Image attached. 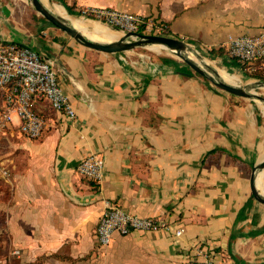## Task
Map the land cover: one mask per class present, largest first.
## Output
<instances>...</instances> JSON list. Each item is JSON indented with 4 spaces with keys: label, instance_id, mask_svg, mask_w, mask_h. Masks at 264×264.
I'll use <instances>...</instances> for the list:
<instances>
[{
    "label": "crops",
    "instance_id": "obj_1",
    "mask_svg": "<svg viewBox=\"0 0 264 264\" xmlns=\"http://www.w3.org/2000/svg\"><path fill=\"white\" fill-rule=\"evenodd\" d=\"M63 1L166 24L203 52L223 48L234 68L227 42L264 26V0ZM23 2L0 0V39L54 61L76 116L40 103V138L17 126L0 138L10 171L8 194L0 186V264H188L199 247L217 264H264V205L249 184L264 161V104L213 88L174 58L88 49ZM91 153L105 161L97 183L77 172ZM105 200L173 230L116 234L101 247Z\"/></svg>",
    "mask_w": 264,
    "mask_h": 264
},
{
    "label": "built area",
    "instance_id": "obj_2",
    "mask_svg": "<svg viewBox=\"0 0 264 264\" xmlns=\"http://www.w3.org/2000/svg\"><path fill=\"white\" fill-rule=\"evenodd\" d=\"M83 16L104 22L109 27L127 32L147 34L157 21L146 20L139 14L114 9H86ZM159 31V29H157ZM230 59L247 70H254L264 62V26L256 35H242L230 38L226 44ZM47 103L49 107L68 119L76 116L58 79L54 61L30 47L0 39V138L17 126L19 133L28 139H38L46 129V120L36 110V105ZM105 161L97 153L89 154L78 166L80 176L90 182H100L104 177ZM10 171L7 158L0 145V176L8 180ZM105 209L96 228L95 236L99 246L108 247L116 234L126 236L132 232L165 230L173 226L162 218H145L125 211L118 204L105 200ZM176 237L182 235L179 228ZM20 255L19 250L14 252ZM194 255L187 258L188 264H217L211 253L195 248Z\"/></svg>",
    "mask_w": 264,
    "mask_h": 264
},
{
    "label": "water",
    "instance_id": "obj_3",
    "mask_svg": "<svg viewBox=\"0 0 264 264\" xmlns=\"http://www.w3.org/2000/svg\"><path fill=\"white\" fill-rule=\"evenodd\" d=\"M30 2L36 12L39 13L47 22L66 33L76 42L88 49L105 54H117L159 45L165 49L173 51L172 53L180 58L188 66V68L192 70L193 73L198 74L205 80L209 81L218 90L237 97L252 100L256 103L262 102L264 104L263 95L247 90L241 86L230 85L222 81L220 77L214 72V70H212L211 73L202 70L198 65H196V63L192 61L189 56L192 52L191 45L181 39L165 35L127 32L117 41L100 43L86 38L80 31L72 27L66 19L56 15L49 8H47L41 0H30ZM50 4L52 3L50 2ZM259 83L264 84V82ZM263 170L264 161L253 166L249 184L252 196L256 199V201L264 205V197L257 189L258 176Z\"/></svg>",
    "mask_w": 264,
    "mask_h": 264
},
{
    "label": "bare ground",
    "instance_id": "obj_4",
    "mask_svg": "<svg viewBox=\"0 0 264 264\" xmlns=\"http://www.w3.org/2000/svg\"><path fill=\"white\" fill-rule=\"evenodd\" d=\"M41 1L52 12H54L58 16H61L64 19H66L72 27H74L76 30L80 31L86 38H88L92 41H96V42H100V43H109V42L117 41L122 37L121 33L118 31L111 30L110 28L109 29L111 31H106V28L104 26H101V25L96 24V23H90L83 18H78L76 16L69 15L66 12V10L64 9V7L60 4H57V3L50 4L48 0H41ZM152 47H155L157 49H163L164 48V47L163 48L160 47L159 45L158 46H152ZM171 52H173V51H171ZM189 56L192 59V61L194 63H196V65H198L202 70H204L206 72L208 71L209 67H212L214 72L220 77V79L222 81H224L230 85H236V86L242 85L241 84L242 81L240 80L239 77L238 78L226 77L227 72H225L224 70L219 69L217 67H214L208 60H205V66L200 65V63H198L194 59V58L198 57L196 51L192 50V52L190 53ZM250 86L252 87V89H253V87L264 89V84H262V83H256V82L253 83L252 82V84H250ZM263 179H264V170L259 173L258 181H257V186L259 188H261L262 190H264V180Z\"/></svg>",
    "mask_w": 264,
    "mask_h": 264
},
{
    "label": "rangeland",
    "instance_id": "obj_5",
    "mask_svg": "<svg viewBox=\"0 0 264 264\" xmlns=\"http://www.w3.org/2000/svg\"><path fill=\"white\" fill-rule=\"evenodd\" d=\"M23 4L26 5L30 10H32L33 12H36V10L34 9V7L32 6L30 0H23ZM56 1H63V0H56ZM58 4V3H57ZM37 13V12H36ZM40 17H42L39 13H37ZM78 17V16H76ZM43 18V17H42ZM78 18H83L86 21L90 22V23H96L99 24L101 26H104L106 28V30L110 31L111 30H115L121 33V35L123 36L124 33L122 31L113 29L111 27H109L108 25H106L104 22H100L98 20L95 19H91V18H86L84 16L78 17ZM110 28V29H109ZM147 34H156V35H164L161 32L157 31V30H151L150 32H148ZM166 36V35H165ZM191 45V44H190ZM157 46V45H154ZM161 47V46H160ZM163 48V47H162ZM192 50L197 52L198 57L194 58L198 63H200V65L205 66V60H208L214 67H217L219 69L224 70L225 72H227L226 77L228 78H240V80L242 81V85L241 87L250 90L252 92H257L260 95H264V89L262 88H256V87H252L250 86V84H252V82H262L260 80L254 79V78H250L249 76L251 74H253L252 72H254V70H246V72H244L243 70H241L240 68H234V67H230L227 63H224L220 58H215L212 59L209 55H207L206 52H203L202 50H200L198 47H196L195 45H191ZM139 51H143L145 53H148L152 56L155 57H166V58H174L176 60H178L181 64H183V68H185L186 70H189L188 66L180 59L178 58L174 53H172L169 49H157L155 47H146V48H141L138 49ZM185 65V66H184ZM219 66V67H218ZM209 67V66H208ZM258 67V66H256ZM191 70V69H190ZM212 67H209L208 69V73L212 72ZM192 71V70H191ZM262 75L264 76V70L261 71ZM195 74V73H194ZM233 74V75H232ZM196 76L202 78L201 76H199L198 74H195ZM204 79V78H202ZM205 80V79H204ZM208 84H210L213 88H215V86L213 84H211L209 81L205 80ZM217 89V88H215ZM218 90V89H217Z\"/></svg>",
    "mask_w": 264,
    "mask_h": 264
},
{
    "label": "trees",
    "instance_id": "obj_6",
    "mask_svg": "<svg viewBox=\"0 0 264 264\" xmlns=\"http://www.w3.org/2000/svg\"><path fill=\"white\" fill-rule=\"evenodd\" d=\"M61 3H62V5L66 8V10H67V12L70 14V15H72V16H78V17H80V16H83V11L82 10H80V11H78V12H75L74 10H73V8L72 7H70V6H67L66 4H65V2L64 1H61ZM146 20H148L147 18H146ZM157 29H159V32H161L162 34H164V35H166V36H170L171 35V32H170V30H169V28H168V26L166 25V24H162V23H158V24H155L154 23V28H153V30L155 31V30H157ZM140 33H142V32H140ZM207 55H209L212 59H215V58H224L225 56H224V50H223V48H221V49H218V50H216V49H211V50H208L207 52ZM228 58H229V56H228ZM168 60V59H167ZM225 60V59H224ZM233 62H235L236 64H237V66L241 69V70H243L244 72H246V66H244V65H240L239 63H237L235 60H233V59H231ZM256 66H258V67H256L255 69H254V72H252L253 74H251L249 77L250 78H254V79H257V80H260V81H262V82H264V76L262 75V73H261V71H263L264 70V62H259ZM0 186H1V192L3 193V192H5L6 194H8V183L6 182V181H4V180H0Z\"/></svg>",
    "mask_w": 264,
    "mask_h": 264
}]
</instances>
